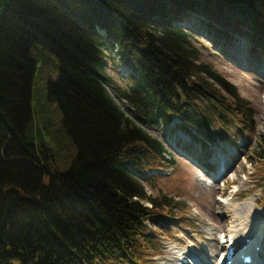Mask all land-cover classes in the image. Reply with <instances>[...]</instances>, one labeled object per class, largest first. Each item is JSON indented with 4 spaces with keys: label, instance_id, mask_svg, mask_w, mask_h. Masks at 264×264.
I'll return each instance as SVG.
<instances>
[{
    "label": "trees",
    "instance_id": "trees-1",
    "mask_svg": "<svg viewBox=\"0 0 264 264\" xmlns=\"http://www.w3.org/2000/svg\"><path fill=\"white\" fill-rule=\"evenodd\" d=\"M190 16L264 41V0H0V264H145L159 250L147 223L176 200L151 195L137 172L175 161L138 118H176L208 140L232 135L234 125L252 134L256 109L202 59L183 24ZM106 46L130 69L121 97L136 119L105 85ZM46 53L59 69L47 95L76 148L65 170L34 125V79Z\"/></svg>",
    "mask_w": 264,
    "mask_h": 264
},
{
    "label": "rangeland",
    "instance_id": "rangeland-1",
    "mask_svg": "<svg viewBox=\"0 0 264 264\" xmlns=\"http://www.w3.org/2000/svg\"><path fill=\"white\" fill-rule=\"evenodd\" d=\"M184 22L196 34L202 59L236 84L241 95L251 101L257 123L252 134L238 131L234 125L230 127L233 136L212 132L215 140H208L203 133L194 137L181 130L176 118L169 125H151L137 119L161 138L168 148L167 159L175 161L156 162L158 166L137 172L146 178L151 195L168 194L176 200L172 212L156 216L154 226L147 223L159 250L147 252L145 264H220L226 236L237 231L246 235L247 229L264 249V160L259 153L260 141L264 143V73H258V69L264 71V41L233 25L219 27L204 19L199 24L194 16ZM105 48L107 63L102 71L108 92L136 119L134 107L121 97L133 84L128 78L130 69L121 63L118 48ZM58 74L56 58L46 53L35 75L32 103L34 125L44 132L58 168L65 170L76 148L63 128L61 107L47 95L48 83L56 81ZM51 131L60 139L52 137ZM241 219L248 220L245 228L239 224ZM180 256L185 260H177Z\"/></svg>",
    "mask_w": 264,
    "mask_h": 264
},
{
    "label": "bare ground",
    "instance_id": "bare-ground-1",
    "mask_svg": "<svg viewBox=\"0 0 264 264\" xmlns=\"http://www.w3.org/2000/svg\"><path fill=\"white\" fill-rule=\"evenodd\" d=\"M224 202H226V201H224ZM247 222H248V220H246V219H241L240 222H239V224L243 225V227L245 228V227H246L245 225L247 224ZM246 229H247V228H246ZM247 231H248V233H249V232H250V229H247ZM243 233H245V232H241L240 234H243ZM248 233H247V234H248ZM247 236H249V234H248V235H244L243 238H242V241H245V238H246ZM233 238H234V237H233ZM240 239H241V238H240ZM226 241L229 242L228 237H227V240H226ZM234 241H235V239H233V242H234ZM236 243H238V242H236ZM258 245H260L261 250H264V249H263V244H262V242H251L250 244H247V252H244V254H248V251H250V253H253V254H254V250H251V248L253 249V248H255V247L258 246ZM252 246H253V247H252ZM224 254H225V252H224ZM257 255L259 256L260 253H257ZM222 258H223V260H226L225 255H223ZM177 260H179V258H178ZM262 260H264V255H262L261 257H259V258L257 259V262H256V261H253L251 264H262ZM178 263H180V262L177 261L176 264H178ZM180 264H181V263H180ZM220 264H224V261H221ZM237 264H242V263L237 262Z\"/></svg>",
    "mask_w": 264,
    "mask_h": 264
},
{
    "label": "water",
    "instance_id": "water-1",
    "mask_svg": "<svg viewBox=\"0 0 264 264\" xmlns=\"http://www.w3.org/2000/svg\"><path fill=\"white\" fill-rule=\"evenodd\" d=\"M183 24L185 25V22H183ZM260 73L262 74V73H264V71L263 70H260Z\"/></svg>",
    "mask_w": 264,
    "mask_h": 264
}]
</instances>
